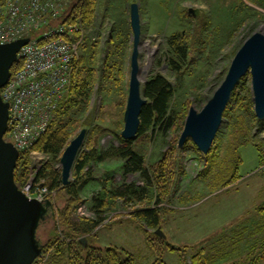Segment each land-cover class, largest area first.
Segmentation results:
<instances>
[{"label": "rangeland", "instance_id": "374dc122", "mask_svg": "<svg viewBox=\"0 0 264 264\" xmlns=\"http://www.w3.org/2000/svg\"><path fill=\"white\" fill-rule=\"evenodd\" d=\"M231 1L100 0L94 25L86 29V34L89 33L99 40L100 51L97 63L99 73L103 71L108 40L114 21L117 20L114 19L115 12H119L123 7V18L129 28V39L124 61L125 74L119 91L127 97L132 51L129 7L133 2L138 3L141 24L138 47L141 89L149 76L161 74L175 87V96L172 101L174 109L180 110L182 104L188 99L190 100L189 108L193 106L199 110L224 78L231 59L244 40L255 31L262 30L264 33V7L245 0L246 4L252 8L248 10ZM188 9L196 10L195 14L203 16L205 23L201 25L195 18L197 15L190 13ZM185 10L190 16L185 15ZM256 10L262 14V17H259ZM194 25H199L198 34L204 38L203 51L198 53L196 60L189 64L187 71L178 79L167 65V40L171 34L191 30ZM247 79L249 90L247 92L242 90L240 95L251 97L252 100L249 74ZM126 97L124 106H114L117 95L113 89L106 86L104 81L101 85L96 84V91L89 106L93 122L112 130L100 138L98 149L103 152L110 146L116 148L124 146V143L120 141V138L123 139L120 135L123 125L120 130L117 129L119 138L113 132L116 131V126L112 121L120 118L118 113L120 108H123L124 112ZM102 107H104L103 111ZM226 123L227 120L223 118L218 132L225 128ZM257 128L260 129L259 136L263 137L264 120L260 121ZM81 129L78 127L72 138ZM255 131L258 132V130ZM148 133L149 142L143 141L142 138H135L130 144L145 154L148 163H152L167 149L172 135L171 132L163 135L158 128ZM184 144L181 147L178 146L176 152L178 168L174 174L172 192L168 199L160 204L154 202V188L146 185L137 174L123 175L120 159L104 158L102 161H94L88 165V180L79 192L82 203L73 214V220L76 222L80 219L97 218L94 210L90 208V200L96 194H103L108 188L113 189L124 182L134 184L146 191L142 201L129 199L127 196L113 199V207L99 215L100 223L90 233V243L93 246H119L134 256L136 264H184L178 251L158 250L154 255L151 253L146 241L145 223L135 215L154 208H159L161 212L159 228L165 236L163 239L176 247L185 246L188 252L184 257L188 263L189 254L194 253L199 247L215 254L220 252V255H216L219 258L217 262L220 264L224 260L238 259L246 253L250 243L264 237V232L251 234L258 220V216L252 212L253 207L264 199V172H253L259 167L256 148L251 144L240 146L241 163L238 173L241 178L226 188L211 191L206 181L198 176L204 164L201 157L204 154L191 143H188L186 148H183ZM84 149L83 142L79 152ZM34 155L33 158L31 157L33 167L38 166L46 158L39 152H34ZM56 166L60 169L59 162ZM33 175L34 170L31 172L32 181H34ZM69 180L72 181V175ZM42 187L45 186L42 185ZM50 193H52L50 200L54 206V216L56 209L63 206V201L56 199L55 191ZM53 216L46 218L37 229V238L41 243L46 240L48 231L54 225ZM223 230L226 233L224 241L220 238ZM235 232L240 233L234 234Z\"/></svg>", "mask_w": 264, "mask_h": 264}, {"label": "trees", "instance_id": "16d2710c", "mask_svg": "<svg viewBox=\"0 0 264 264\" xmlns=\"http://www.w3.org/2000/svg\"><path fill=\"white\" fill-rule=\"evenodd\" d=\"M3 1L0 0V4ZM246 1L264 7V0ZM99 2L100 0H71L59 21L74 22L80 18L86 31L94 25ZM231 2L248 10L252 9L245 0H232ZM256 12L259 17H262L260 12L257 10ZM184 13L190 16L187 10ZM123 17L122 7L119 12H115L114 19L117 20L114 21L108 40L107 56L103 62L104 68L100 73L97 65L100 51L99 40L97 37L85 33L80 45V58L72 73L67 99L59 104L54 118L30 150L19 152L14 170L16 185L22 188L29 181L31 172L34 170L33 187L42 184L49 192L55 191L57 200L63 201V206L56 209L54 216V206L52 205L49 216L54 217V225L48 231L46 240L40 242L41 253L33 264H136L134 256L119 246H93L90 243V233L99 225V215L113 207L116 197L127 196L129 199L134 198L136 201H142L146 194L143 188L124 182L113 189L108 188L103 194H96L90 200V208L94 210L97 218L80 219L78 222L73 220L74 211L82 203L79 192L88 180L87 170L91 162L102 161L104 158L120 159L123 175L137 174L146 185L154 188L156 204L167 200L172 192L174 174L178 168L177 137L182 131L190 100L187 99L180 110L174 109L172 101L175 96V87L161 74L149 76L142 86V95L147 102L139 115L140 123L136 139L142 138L143 141L149 142L148 131L156 128L161 130L163 135L171 132L172 140L167 149L161 153L157 160L148 163L145 154L134 148L130 144L131 141L121 139L117 132L123 125V108H120L118 112L120 118H117V121L113 119L112 123L116 126V131L113 132L119 136L124 146L119 148L110 146L104 152L98 149L100 138L112 130L93 122L89 106L96 91V84L101 85L104 81L106 86L113 89L117 95L114 106H124L126 97V94H121L119 91L125 74L124 61L129 39V28ZM195 18L200 21L201 25L205 23L203 16L197 15ZM199 31V25H194L191 30L171 34L167 40V65L178 79L187 71L189 64L196 60L198 53L203 51L204 38L198 34ZM19 67V62H16L10 73L13 74ZM247 77L248 74L240 78L231 92L230 100L223 113V118L227 120L225 128L217 132L211 148L201 156L204 164L198 176L206 181L211 191L226 188L241 178L238 173L241 163L240 146L253 145L258 153L259 166L264 164V136H259L260 129L257 128L261 120L257 119L253 112L251 97L240 95L242 90L246 92L249 90ZM106 89L108 91V88ZM103 109L104 107H102V111ZM78 127L86 128L85 149L79 152L75 159L72 181L68 185H62L60 169L56 165L63 149ZM4 139L11 141L9 125ZM188 143L196 148L190 139L186 141L183 148H186ZM31 152H39L46 158L38 166L33 167ZM252 212L258 216V220L251 234L264 232V199L253 207ZM160 213L159 208H154L135 215L145 223L146 241L153 255L158 250L163 252L165 250L178 251L184 264L219 263L217 262L219 258L216 255H220V252L215 254L203 247H199L194 253L189 254L188 263L184 257L188 252L185 246H173L155 234L156 229L161 226ZM237 233L240 232L234 234ZM225 235V230H223L220 234L223 241ZM81 237H86L85 243L80 241ZM221 264H264V237L250 243L246 253L240 258L224 260Z\"/></svg>", "mask_w": 264, "mask_h": 264}, {"label": "water", "instance_id": "95a60500", "mask_svg": "<svg viewBox=\"0 0 264 264\" xmlns=\"http://www.w3.org/2000/svg\"><path fill=\"white\" fill-rule=\"evenodd\" d=\"M194 15L196 10L188 9ZM129 24L132 32V51L128 91L123 112V128L120 132L124 140L131 141L137 136L139 115L147 100L142 95L138 78V47L140 45L141 24L139 4L129 7ZM28 38H20L0 43V264H33L41 253L37 238V229L41 222L51 214L50 199L38 201L28 198L14 181V170L19 156L16 146L4 139L8 128V103L1 97V89L10 77V70L17 61L19 49ZM250 75L253 110L257 119L264 120V33L253 32L247 37L230 61L227 72L214 90L212 96L197 110L191 106L185 116L182 131L178 138L181 147L190 139L196 148L206 154L223 120V113L229 102L231 92L237 82ZM86 136L82 128L63 149L60 158V176L62 185H68L73 165ZM155 233L164 238L157 228ZM82 243L86 238L80 239Z\"/></svg>", "mask_w": 264, "mask_h": 264}, {"label": "built area", "instance_id": "2783aa9c", "mask_svg": "<svg viewBox=\"0 0 264 264\" xmlns=\"http://www.w3.org/2000/svg\"><path fill=\"white\" fill-rule=\"evenodd\" d=\"M70 2L4 0L0 4V43L28 38L18 51L20 67L1 89L2 100L8 103L9 136L19 151L30 150L69 94L86 33L80 18L59 21ZM258 171L264 172V164L254 170ZM21 189L38 201L52 194L41 184L33 187L31 179Z\"/></svg>", "mask_w": 264, "mask_h": 264}, {"label": "bare ground", "instance_id": "6f19581e", "mask_svg": "<svg viewBox=\"0 0 264 264\" xmlns=\"http://www.w3.org/2000/svg\"><path fill=\"white\" fill-rule=\"evenodd\" d=\"M261 32H263V31L261 30ZM138 75H139V73H138ZM139 77L141 78V75H139L138 78H139Z\"/></svg>", "mask_w": 264, "mask_h": 264}, {"label": "crops", "instance_id": "0c3cea01", "mask_svg": "<svg viewBox=\"0 0 264 264\" xmlns=\"http://www.w3.org/2000/svg\"><path fill=\"white\" fill-rule=\"evenodd\" d=\"M255 173V172H254ZM256 173H259V172H256Z\"/></svg>", "mask_w": 264, "mask_h": 264}]
</instances>
